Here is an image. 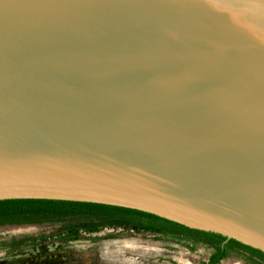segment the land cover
I'll return each instance as SVG.
<instances>
[{
  "label": "water",
  "instance_id": "obj_1",
  "mask_svg": "<svg viewBox=\"0 0 264 264\" xmlns=\"http://www.w3.org/2000/svg\"><path fill=\"white\" fill-rule=\"evenodd\" d=\"M100 221L264 259V0H0V226Z\"/></svg>",
  "mask_w": 264,
  "mask_h": 264
},
{
  "label": "rangeland",
  "instance_id": "obj_2",
  "mask_svg": "<svg viewBox=\"0 0 264 264\" xmlns=\"http://www.w3.org/2000/svg\"><path fill=\"white\" fill-rule=\"evenodd\" d=\"M65 223L0 226V264H201L211 250L150 232L104 227L67 232ZM217 264H250L229 254Z\"/></svg>",
  "mask_w": 264,
  "mask_h": 264
},
{
  "label": "trees",
  "instance_id": "obj_3",
  "mask_svg": "<svg viewBox=\"0 0 264 264\" xmlns=\"http://www.w3.org/2000/svg\"><path fill=\"white\" fill-rule=\"evenodd\" d=\"M63 227L67 232H70L69 236L72 235L71 234L72 231L74 232L77 230L93 232L104 227H121V228H129V229L150 232L186 243L201 244L208 247L211 250V254L207 258V261L201 264H217L220 260L226 258L231 253L242 256L250 264H264V259H261L259 257L253 256L246 252L240 251L238 249L232 248L230 246H227L225 244L219 243L217 241L205 237L180 234V233H174V232H168V231L126 225V224H119V223H113L107 221L65 223Z\"/></svg>",
  "mask_w": 264,
  "mask_h": 264
}]
</instances>
